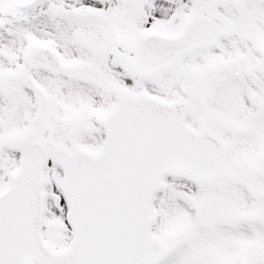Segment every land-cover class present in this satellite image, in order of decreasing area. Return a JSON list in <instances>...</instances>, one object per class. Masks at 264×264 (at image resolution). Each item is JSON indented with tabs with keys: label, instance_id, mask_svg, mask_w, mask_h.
<instances>
[{
	"label": "snow or ice",
	"instance_id": "1",
	"mask_svg": "<svg viewBox=\"0 0 264 264\" xmlns=\"http://www.w3.org/2000/svg\"><path fill=\"white\" fill-rule=\"evenodd\" d=\"M0 264H264V0H0Z\"/></svg>",
	"mask_w": 264,
	"mask_h": 264
}]
</instances>
